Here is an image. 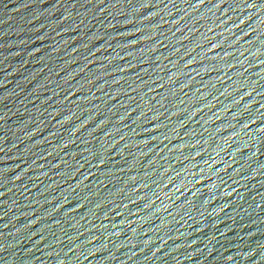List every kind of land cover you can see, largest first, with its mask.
<instances>
[{
  "label": "water",
  "instance_id": "water-1",
  "mask_svg": "<svg viewBox=\"0 0 264 264\" xmlns=\"http://www.w3.org/2000/svg\"><path fill=\"white\" fill-rule=\"evenodd\" d=\"M0 264H264V0H0Z\"/></svg>",
  "mask_w": 264,
  "mask_h": 264
},
{
  "label": "snow or ice",
  "instance_id": "snow-or-ice-1",
  "mask_svg": "<svg viewBox=\"0 0 264 264\" xmlns=\"http://www.w3.org/2000/svg\"><path fill=\"white\" fill-rule=\"evenodd\" d=\"M220 2H222V0H220ZM204 3V0H198V4H202ZM249 7H254L255 5H248ZM241 23H243V21H241ZM212 47L214 48L215 47V44H212ZM227 54V53H226ZM189 63V61H188ZM154 138V137H153ZM101 164H103L104 162L103 161H100ZM211 167V166H210Z\"/></svg>",
  "mask_w": 264,
  "mask_h": 264
}]
</instances>
